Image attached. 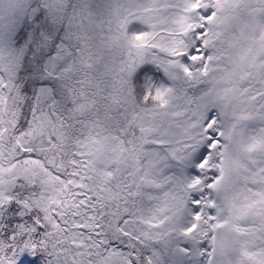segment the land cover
I'll list each match as a JSON object with an SVG mask.
<instances>
[{
    "label": "snow or ice",
    "instance_id": "1",
    "mask_svg": "<svg viewBox=\"0 0 264 264\" xmlns=\"http://www.w3.org/2000/svg\"><path fill=\"white\" fill-rule=\"evenodd\" d=\"M0 264H264V0H0Z\"/></svg>",
    "mask_w": 264,
    "mask_h": 264
}]
</instances>
